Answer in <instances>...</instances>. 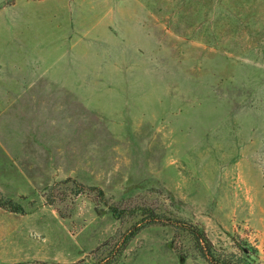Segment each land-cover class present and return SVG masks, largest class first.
Listing matches in <instances>:
<instances>
[{
  "label": "rangeland",
  "instance_id": "1",
  "mask_svg": "<svg viewBox=\"0 0 264 264\" xmlns=\"http://www.w3.org/2000/svg\"><path fill=\"white\" fill-rule=\"evenodd\" d=\"M0 195V264H264V0H0Z\"/></svg>",
  "mask_w": 264,
  "mask_h": 264
},
{
  "label": "trees",
  "instance_id": "2",
  "mask_svg": "<svg viewBox=\"0 0 264 264\" xmlns=\"http://www.w3.org/2000/svg\"><path fill=\"white\" fill-rule=\"evenodd\" d=\"M0 208L8 209L14 213H22L23 209L21 205L17 204L9 198L2 197L0 195ZM140 213L145 218L148 224H154L159 221L157 215L152 211L146 209H140ZM185 230L193 242V248L197 252L200 258L206 261L208 264H253L249 260L248 252L243 248L241 255L232 253H221L218 252L212 243L208 240L203 230L196 226L182 224L180 226Z\"/></svg>",
  "mask_w": 264,
  "mask_h": 264
}]
</instances>
